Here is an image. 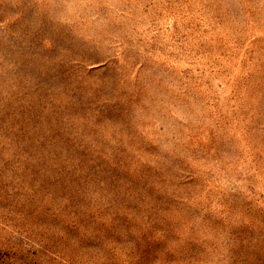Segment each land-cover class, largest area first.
<instances>
[{
	"label": "rangeland",
	"instance_id": "obj_1",
	"mask_svg": "<svg viewBox=\"0 0 264 264\" xmlns=\"http://www.w3.org/2000/svg\"><path fill=\"white\" fill-rule=\"evenodd\" d=\"M0 264H264V0H0Z\"/></svg>",
	"mask_w": 264,
	"mask_h": 264
}]
</instances>
